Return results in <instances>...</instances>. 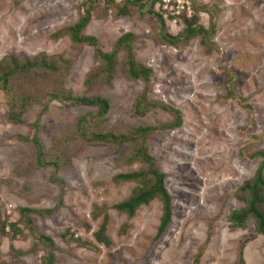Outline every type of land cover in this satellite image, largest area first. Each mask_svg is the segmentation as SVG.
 Returning <instances> with one entry per match:
<instances>
[{
  "label": "rangeland",
  "instance_id": "obj_1",
  "mask_svg": "<svg viewBox=\"0 0 264 264\" xmlns=\"http://www.w3.org/2000/svg\"><path fill=\"white\" fill-rule=\"evenodd\" d=\"M140 2L0 0L1 65L34 55L57 65L31 66L0 87V264H45L48 252L52 264H264V235L252 220L229 227L226 219L243 205L238 187L260 159L264 175V0H193L196 24L212 21V35L172 45L159 37L156 2ZM85 8L80 33L103 51L131 33L134 62L150 68L146 82L128 77L123 50L106 71L92 45L70 40L65 28ZM162 20L163 32L183 31L181 19ZM65 93L95 95L107 106L97 114L95 105L68 103ZM142 94L139 114L133 104ZM158 105L177 109L180 123L158 128L175 117ZM143 125L151 128L141 142L170 200L159 234L157 197L130 217L114 208L140 182L113 177L146 170L135 155L139 140L89 137H129Z\"/></svg>",
  "mask_w": 264,
  "mask_h": 264
},
{
  "label": "trees",
  "instance_id": "obj_2",
  "mask_svg": "<svg viewBox=\"0 0 264 264\" xmlns=\"http://www.w3.org/2000/svg\"><path fill=\"white\" fill-rule=\"evenodd\" d=\"M137 2H140L141 0H136ZM149 4L155 3L157 0H148ZM141 4H144V2H140ZM149 5V6H150ZM198 6L194 4L193 0H191L190 5V11L186 15L184 13H181L179 16V20L181 19L182 23L184 24L183 31L177 35L171 36L168 33H165L161 30L163 27V18L160 15V13L157 11L155 12L157 19L159 21V37L167 42L169 45L175 44L176 41L179 40V38L187 39L189 37H192L194 35H199V40L203 43L207 42V39L212 35L213 27H212V21L209 23L208 28L207 26H203L201 24H196V10ZM147 11L149 13L153 12V10L150 9V7L147 8ZM89 18V12L88 9H84V13L82 16H80L74 23H72L70 26L65 28V31L67 32L69 38L73 42H84L86 41L90 45L93 46L96 57L100 60L102 63V70H110L111 69V61L114 57L115 53L118 50L124 51V63H125V72L127 73L128 77L131 79H140L143 80V82H146L150 73V68L146 65H138L134 62L133 56H132V49L131 45L133 42V36L131 33H124L120 36H118L111 49L109 51H103L98 46L96 38L91 34H81L80 30L82 27H84L86 21ZM9 66H2L0 63V87H4V83L6 82V78L10 75L20 73L21 71H27L30 69L31 66L39 65V67H44L49 70H55L57 68V65H55L53 59H49L44 56L34 55L31 58H22L21 60H17L14 57H8ZM93 72H87L85 76L84 82H88L90 79V76ZM53 97V95L51 96ZM63 99L67 98L68 103L71 104H92L96 107V113H102L104 112L107 103L106 100L97 97L95 95H85V96H70L69 94H63ZM143 94L141 97L137 98L133 104L134 110L141 114L143 110V106H140V100H142ZM21 104V102H20ZM19 104V105H20ZM12 105V104H11ZM161 109L169 110L174 113V120L171 122L163 123L158 125V128H166V127H175L180 123V112L177 109L170 108L165 105H158ZM89 113V112H88ZM88 113L84 114L83 116L79 117V119L76 121L77 129H80L84 126L86 123V119H88ZM12 120H16V117H12L10 114V117ZM151 126L143 125L136 127L134 129H131L129 132V137L127 136H121L117 135L114 136L111 133H91L89 134L90 138H94L100 141H116L119 139L120 141L129 140L132 138H137L139 141V145L135 150V155L141 162H144L146 164V170L139 173H119L115 175L113 178L118 180H136L140 182L139 186H136L132 189L130 194L125 197L120 202L114 204V208L123 211L127 217H130L134 210L144 202L147 201L148 198L157 197L158 200L161 202V216L159 221V226L157 229V234L161 233L163 228L166 226V224L169 221L170 216V209H169V195L165 191L162 179H163V173L159 172L156 167L153 164V160L151 158V155H149L146 152V148L144 143L141 141L143 140V136L145 133L150 129ZM37 136L34 133L32 135V142L33 146H35V157L36 161L39 165H44V162H42L41 159V149L38 144ZM262 154L259 151H256L254 154ZM48 165H51L52 173L50 175V179H53V174L55 172V164L51 161L46 162ZM262 167H263V160L260 159L258 162L256 169L253 172V175L240 184L238 187L241 200L243 201V205L239 208L232 209L228 212L226 219L228 221L229 227H240L242 226L247 219H251L253 222V227L255 232L262 233L264 235V175L262 173ZM39 238L47 240L48 238L46 236H39ZM50 252L46 253L44 255L45 264H52V259L49 254Z\"/></svg>",
  "mask_w": 264,
  "mask_h": 264
},
{
  "label": "built area",
  "instance_id": "obj_3",
  "mask_svg": "<svg viewBox=\"0 0 264 264\" xmlns=\"http://www.w3.org/2000/svg\"><path fill=\"white\" fill-rule=\"evenodd\" d=\"M155 4L162 18L175 24L181 13H189L191 0H157Z\"/></svg>",
  "mask_w": 264,
  "mask_h": 264
}]
</instances>
